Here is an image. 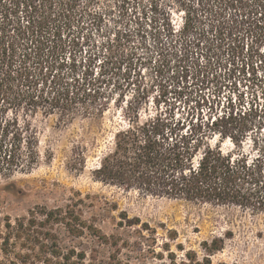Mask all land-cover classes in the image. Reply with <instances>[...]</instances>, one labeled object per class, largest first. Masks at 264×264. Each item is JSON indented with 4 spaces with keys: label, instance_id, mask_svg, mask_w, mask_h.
Wrapping results in <instances>:
<instances>
[{
    "label": "trees",
    "instance_id": "obj_1",
    "mask_svg": "<svg viewBox=\"0 0 264 264\" xmlns=\"http://www.w3.org/2000/svg\"><path fill=\"white\" fill-rule=\"evenodd\" d=\"M141 1L0 0V178L10 179L38 165V131L29 119L38 111L56 115L67 124L77 115L100 120L111 104L125 105L121 110L128 124L114 133L110 148L99 157L91 172L94 182L157 199L264 214V133L259 128L243 124L186 129L161 116L141 122V104H124L135 73V50L145 45L147 36L160 53L164 51L162 38H168V50L185 61L190 50H209V36L220 41L226 38L221 11L243 10L249 1L258 0H209L210 4L200 7L205 11L202 14L185 15L179 30L165 16L157 17L155 1L147 6ZM211 3H216L219 12H210L214 10ZM147 8L154 11V26L149 25V30L144 23ZM113 10L119 12L117 23L135 28L103 29ZM206 20L208 25L201 28ZM65 33L77 47L90 49L85 60L90 66L82 72L76 71L74 59L64 70L70 59L58 53L64 47ZM94 33L100 40L93 39ZM192 33L195 41L190 42ZM203 43L208 47L202 49ZM99 58L101 68L110 67L127 83L115 82L117 94L103 87L111 84L105 73L94 75L91 65ZM226 143L231 147L224 150ZM77 157L71 169L80 171L84 165L75 167L84 163L83 152ZM82 203L80 199L64 208L37 207L27 216L0 219V264H84L85 254L64 248L58 234V227L72 237L100 233L83 218ZM202 247L201 262H195L193 252L185 254L190 263L211 264L210 256L223 243L214 238Z\"/></svg>",
    "mask_w": 264,
    "mask_h": 264
},
{
    "label": "rangeland",
    "instance_id": "obj_2",
    "mask_svg": "<svg viewBox=\"0 0 264 264\" xmlns=\"http://www.w3.org/2000/svg\"><path fill=\"white\" fill-rule=\"evenodd\" d=\"M154 1L159 6L157 17L165 16L175 30L181 28L185 15H200L205 12L200 7L210 4L209 0L141 3L154 5ZM248 5L243 10L221 11L225 13L221 21L226 38L220 41L209 36V50H190L185 61L168 50V38H162L164 51L160 53L147 36L145 45L135 50V73L124 104H141V122L161 116L186 129L245 124L264 133V0L249 1ZM211 6L214 10L210 12H219L216 3ZM148 8L146 29L154 26V11ZM118 20L119 12L111 11L103 29L135 28ZM206 25L207 20L200 27ZM100 38L94 33L95 41ZM62 41L64 47L58 54L70 59L64 70L73 59L78 73L87 69L90 64L85 60L90 49L77 47L66 33ZM188 41H195L194 33L188 35ZM208 46L201 44L202 49ZM175 49L180 47L176 45ZM101 66V58L91 65L94 75L105 73L111 84L103 87L117 94L115 82L123 86L127 83L110 67ZM123 108L125 105L111 104L100 120L77 115L67 124L60 123L56 115L44 116L40 111L31 116L38 131L39 163L27 173L0 178V219L27 216L37 207L64 208L81 199L83 218L100 233L72 237L58 227V234L64 248L85 254L84 264H195L205 255L202 244L214 238L222 240L223 248L210 256L211 264H264V214L157 199L94 182L91 172L98 166L99 157L110 148L114 133L128 124ZM230 147L229 143L223 145L224 150ZM79 152L85 160L77 162L75 168L84 167L72 170ZM189 252L196 254L195 262L190 263L185 256Z\"/></svg>",
    "mask_w": 264,
    "mask_h": 264
}]
</instances>
